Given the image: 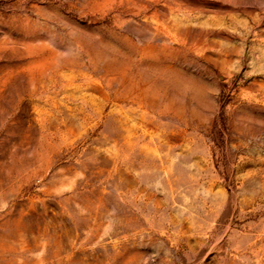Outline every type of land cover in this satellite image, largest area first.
<instances>
[{"label": "rangeland", "instance_id": "1", "mask_svg": "<svg viewBox=\"0 0 264 264\" xmlns=\"http://www.w3.org/2000/svg\"><path fill=\"white\" fill-rule=\"evenodd\" d=\"M0 264H264V0H0Z\"/></svg>", "mask_w": 264, "mask_h": 264}]
</instances>
